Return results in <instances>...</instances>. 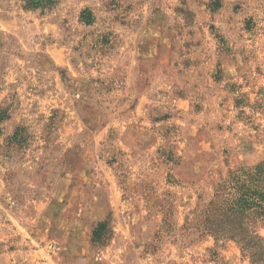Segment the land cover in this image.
<instances>
[{
  "label": "rangeland",
  "instance_id": "obj_1",
  "mask_svg": "<svg viewBox=\"0 0 264 264\" xmlns=\"http://www.w3.org/2000/svg\"><path fill=\"white\" fill-rule=\"evenodd\" d=\"M53 1L0 0V264H251L184 226L264 160V0Z\"/></svg>",
  "mask_w": 264,
  "mask_h": 264
},
{
  "label": "trees",
  "instance_id": "obj_2",
  "mask_svg": "<svg viewBox=\"0 0 264 264\" xmlns=\"http://www.w3.org/2000/svg\"><path fill=\"white\" fill-rule=\"evenodd\" d=\"M26 2L31 10H46L55 4L53 0ZM209 6L216 12L221 9L222 2L210 0ZM7 120V111L0 112V124ZM17 135L18 132L13 139H17ZM1 137L0 129V140ZM261 227L264 228V160L252 167L230 171L226 178L215 184L212 197L204 199L200 196L197 208L186 218L184 230L200 237L212 236L217 243L234 241L251 264H264ZM107 228L108 222L99 223L95 236Z\"/></svg>",
  "mask_w": 264,
  "mask_h": 264
}]
</instances>
